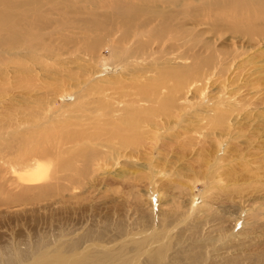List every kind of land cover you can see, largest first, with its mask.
<instances>
[{"label": "rangeland", "instance_id": "rangeland-1", "mask_svg": "<svg viewBox=\"0 0 264 264\" xmlns=\"http://www.w3.org/2000/svg\"><path fill=\"white\" fill-rule=\"evenodd\" d=\"M208 33L204 36L219 47L247 45L245 39L227 32L221 38ZM260 43L229 74L233 79L230 76L225 92L239 93L240 110L221 124L228 126L222 147L217 143L219 128L203 118L213 114L203 110L205 105L210 108L211 101L203 105L200 97L190 95L186 105L179 108L178 102L165 111L158 110V101L141 103L143 78L111 62L99 72L109 56L104 46L103 55L88 63L83 59L63 63L55 58L54 69L46 62L37 66L34 74L41 75L46 86L55 83L47 96L41 94L46 88L38 90L31 79L17 85L20 69L33 66L31 58L5 61L0 80L6 74L9 84L0 87V125L23 131L32 125L45 127L48 119L46 129L55 126L57 118L63 119L61 126L66 121L68 127H62L65 135L59 142L57 137L45 141L58 144L53 143L57 148L51 157H57L49 168L57 167L59 157L76 164L85 148L96 149L102 157L84 168L85 173L81 171L84 176L78 173L79 178L62 175L64 180L57 178L59 174L58 183L48 177L49 188L40 186L42 180L24 176L20 181L29 188L24 191L16 184L9 186L5 179L14 174L0 166L6 173H0V264H35L44 252L52 257L66 254L71 261L90 248L94 252L123 245L131 248L139 239L147 240V249L140 256L132 252V264H154L153 256L161 249L164 256L155 264H264V126L254 128L258 122L252 115L246 118L245 111L256 110L255 104L261 107L264 98V41ZM219 81L207 89L210 97L223 85ZM169 84L173 82L159 90L158 99L162 90L167 94ZM140 104L161 113L149 111L154 121L170 118L165 129L145 134L135 145L124 141L130 133L115 119L125 111L134 113ZM115 107L122 110L113 111ZM37 129L41 131L37 137L46 131ZM51 136H57L56 132Z\"/></svg>", "mask_w": 264, "mask_h": 264}, {"label": "bare ground", "instance_id": "bare-ground-1", "mask_svg": "<svg viewBox=\"0 0 264 264\" xmlns=\"http://www.w3.org/2000/svg\"><path fill=\"white\" fill-rule=\"evenodd\" d=\"M207 32L220 38L227 32L235 38L245 39L247 45L236 44L235 48L229 49L219 47L204 36ZM262 41H264V0H0V67L5 66L4 62L8 60L17 62L20 59L31 58L33 61V66H24L20 69L22 75L17 85H22L24 80L31 79L38 90L46 88L41 94L47 96L55 83L46 86L42 82L43 79L40 80L41 75L34 74L37 66L46 62V66L54 69L57 65L56 59L62 60L63 63L83 59L88 63L96 56L103 55L100 49L104 46L109 56L104 57L99 72L105 70V66L111 62L115 67L122 64L119 68L123 71L127 70V73L138 79L143 78V84L140 86L142 96L139 98L141 103L149 105L152 99L158 101L159 111H165L178 102L179 108L182 104L186 105L190 95L200 97L202 104L203 101H211L210 108L209 105H205L203 110L213 114L210 116L205 114L203 118L207 120V124L211 121L215 123L212 127L219 128L220 136L217 139L219 146L225 143V128L228 127L221 124L240 110L236 96L239 93L231 90L225 92L227 81L229 84L233 79L229 74L239 69L247 53L256 49L258 44L261 46ZM22 51L27 54L13 56V53ZM72 53L74 56L71 57ZM51 60L55 62L52 64ZM5 71L4 73H7V66ZM28 74H33L37 78L29 77ZM5 75L3 80H0V87L9 84ZM236 75L240 77V74ZM1 76L2 74L0 78ZM216 79H220L223 85L215 96L210 97L207 89L214 80L216 82ZM171 81L173 84H169L167 94L165 95L166 90H162V96L158 99L159 90L165 89L164 86ZM3 88L5 92L6 86ZM145 105L140 104L134 113L125 111L115 119L120 121V128L130 133L129 136L124 137L125 142L138 145L145 134L161 131L169 123L170 117H160L158 121H154L149 111L152 110L154 114L161 113L153 108H146ZM263 105L264 98H261V107L255 104L256 110L245 109L248 114L246 118L252 115L256 119L255 122H258L256 127L253 124L250 126L254 128L264 126ZM119 107L113 108V111L122 110V107ZM53 120L52 117L50 123ZM60 120L63 119L57 118L55 126L47 129L45 127L49 119L43 122L45 127L32 125L29 127L30 130L24 128L23 131H20V127L17 131V126L12 128L10 124L9 126L6 124L9 128L7 130L3 127L5 125H0V163H2L0 166L9 169L11 171L9 174H14L13 177L8 176L9 179H5L10 183L9 186L16 184L15 186L21 187L22 191L28 190L29 188L26 187L28 183L24 186L20 180L24 176H30V180H42L40 182L44 183L40 185L41 187L49 188L51 186L48 183L51 180L47 179L48 177L54 180L60 174L57 176L59 179L62 175L65 179V175L74 176L72 179H75V176L79 178L80 173L81 175L85 173L84 168L89 165L91 167L92 162L96 163V159H101L102 156L100 157L96 149L85 148L81 154L83 157L77 159L81 166L77 165V162L71 163L74 160L59 157L57 167L53 164L54 167L49 168V165L56 160L57 155L54 158L51 155L54 146L58 144L54 142L55 145L48 144V141L57 137L59 142L65 135L62 127H68L66 121L61 126ZM234 124L235 122L232 126ZM37 128L46 131L37 137L41 132H37ZM54 132L57 136H51ZM251 132L254 134L255 131ZM233 138L235 137L230 139ZM46 140L48 143H45ZM256 149L259 150V147ZM256 153L258 152H252V154ZM2 170L4 169L1 168ZM82 170L84 173L81 172ZM1 171V175L6 174L5 171L3 173ZM21 172H24L23 175L20 174ZM257 172L262 173L259 168ZM17 173L20 175L17 176ZM59 179L55 182H61L62 179ZM75 181L77 182V179ZM135 243L131 248L123 245L112 249L103 248L95 252L90 248L82 253L80 258L71 261H68L66 254L55 253L52 257V254L44 252L34 263L129 264L131 262L132 264V261L135 262L132 252L140 256L147 249L146 239L136 240ZM75 246L71 247L74 249ZM162 255L164 256L161 249L158 254H154L153 262L156 263L160 257H163Z\"/></svg>", "mask_w": 264, "mask_h": 264}]
</instances>
